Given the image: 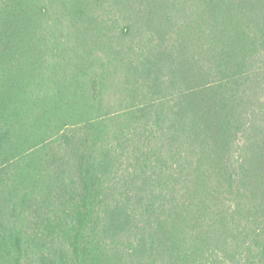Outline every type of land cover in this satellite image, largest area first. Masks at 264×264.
Returning <instances> with one entry per match:
<instances>
[{"label":"trees","instance_id":"16d2710c","mask_svg":"<svg viewBox=\"0 0 264 264\" xmlns=\"http://www.w3.org/2000/svg\"><path fill=\"white\" fill-rule=\"evenodd\" d=\"M0 264H264V0H0Z\"/></svg>","mask_w":264,"mask_h":264}]
</instances>
